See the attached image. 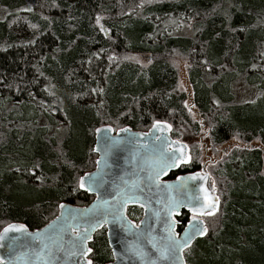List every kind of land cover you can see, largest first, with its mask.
Returning a JSON list of instances; mask_svg holds the SVG:
<instances>
[{
	"label": "trees",
	"instance_id": "obj_1",
	"mask_svg": "<svg viewBox=\"0 0 264 264\" xmlns=\"http://www.w3.org/2000/svg\"><path fill=\"white\" fill-rule=\"evenodd\" d=\"M0 14V119L6 122L0 126V231L12 222L39 229L60 203L91 202L78 179L95 168L99 126L147 131L162 121L172 138L183 140L186 128L195 134L206 125L213 147L237 138L264 149V0H0ZM100 26L109 31L106 38ZM127 54L150 62L138 67L123 60ZM177 57L189 63L196 121L177 89ZM238 82L251 100H235ZM236 151L231 178L219 175L225 191L234 181L237 193L255 200L249 212L264 211V152ZM19 189L38 196L15 201ZM222 202L232 203L220 210L227 215L214 228L219 235L209 230L204 239L237 238L218 255L221 263L264 264V242L244 248L239 242L245 207L226 196ZM90 247L93 264L108 260L104 231Z\"/></svg>",
	"mask_w": 264,
	"mask_h": 264
},
{
	"label": "water",
	"instance_id": "obj_2",
	"mask_svg": "<svg viewBox=\"0 0 264 264\" xmlns=\"http://www.w3.org/2000/svg\"><path fill=\"white\" fill-rule=\"evenodd\" d=\"M99 29L106 38L109 34V31L104 26H100ZM153 125L147 131H135L129 126L122 127L115 131L109 125L99 126L94 131L93 149H95V151H93V153L96 155L95 168L87 173L96 174L99 171V173L108 182L104 187L99 189V193L101 194L102 198L109 201V205H115L117 200L123 199V195L117 196V193L120 192L121 189H124L129 195L134 197V199L129 200L123 205L124 216L127 217L126 208L128 206H138L143 210V216L137 224L140 226L139 229L129 226V230L126 231L121 228L119 223H114L111 216H109L107 223L97 226L95 230L89 228V234L92 238L87 241V247H89V244L92 243L97 232L101 231L103 228L106 229L107 244L113 256V261L107 264H141V260L134 254V250L136 249H142L147 253L146 260H156V264H172L171 259H159L157 252L153 248V243L161 247L167 243L165 240L167 232L165 231L164 224L166 213L163 209L165 204L168 202L169 197L187 200L193 193L203 197V193L200 191L201 185L208 190L210 197H218L215 193H213L209 186L210 176L205 171V169H202V172L195 174L206 177V179L189 180L187 182V191L182 189L169 190L167 188V185L169 184L179 183L176 179L177 177L172 181H162V179H164L168 173L178 169L179 167L167 169V174L161 173L159 181L148 179L149 175L155 172L158 161L161 157V153L170 155L173 150L180 149L182 146H186L184 143L179 142L180 140L172 138L171 126L154 127ZM98 129L100 131H97ZM123 129H128L130 131H122ZM105 137H114L123 141V143L115 148L112 154L107 157L105 156L104 152ZM183 153L185 157L190 156L187 146L183 147ZM176 155L180 156L181 153L177 151ZM97 161H100L99 169L96 163ZM193 175L194 174L182 175L180 177H190ZM134 183L136 185L135 187H133ZM79 189L80 191L86 192L88 195L93 196V199L87 206L78 207L69 205L67 203H60L59 205L63 204L65 205V208L60 209L58 205L57 215L46 225L35 230H30L25 224L18 222H12L3 227L0 233H3L4 229L9 225H24L27 229V232H9L4 243H7L8 238L16 237L23 246L17 247L16 251L12 253V255L8 254L9 250L7 247L0 248V257H4L6 260L11 261L14 257L20 256L21 259L16 261L15 264H24L25 260L34 261L35 257L32 255L31 250L38 249L39 245L33 241L32 237L28 235V233L34 234L38 231L46 230V235L54 237L55 233L59 229L63 228V250L56 246L52 247L54 264H87V260H89V255L91 252L88 253L87 256L66 255L65 250H69L71 248L70 240L73 239V237L71 231L67 228V221L64 218L57 220V217H60L62 212L66 215L69 213L76 215L77 220L74 221V223L83 224L84 221L95 223L97 218H102L93 215V212L96 211L97 208L95 203L97 201V193L89 192L81 188ZM219 207L220 200L217 204V211ZM84 209L90 210L87 216L81 215ZM100 210L111 211V208L109 206H103L100 208ZM183 211L189 212L187 207H182L178 209V216L173 215L172 217L168 218L177 219L180 217ZM157 213H159V216H157ZM200 219H202V217ZM127 220L131 221L128 217ZM53 221H56L54 225L52 224ZM132 224L136 225L134 222H132ZM49 225H51V227L46 229V226ZM186 226L187 223L185 227ZM204 226L207 227L205 221ZM175 231L177 232V225ZM183 231L184 229L181 231V233H179L181 236L183 235ZM207 234L208 232L203 236L197 235L195 239L192 240L189 247L183 250L182 258L184 264H187L184 252L197 240L204 239ZM46 242L51 246V240ZM113 253H116V255L114 256ZM177 255H180V253H177ZM56 257H59V259L56 260ZM172 259H174V257ZM176 264H179V260H176Z\"/></svg>",
	"mask_w": 264,
	"mask_h": 264
},
{
	"label": "snow or ice",
	"instance_id": "obj_3",
	"mask_svg": "<svg viewBox=\"0 0 264 264\" xmlns=\"http://www.w3.org/2000/svg\"><path fill=\"white\" fill-rule=\"evenodd\" d=\"M27 11H31V9H27ZM154 127H170L166 122L156 121L153 125ZM97 131H100L99 129ZM122 131H130L128 129H123ZM131 142V141H129ZM123 141L118 140L114 137H105L104 138V152L105 156H109L112 154L113 150L121 145ZM183 147L180 149H175L171 152L170 155H165L161 153L160 160L158 161L157 168L153 174H150L148 179L159 181V177L161 173L167 174V169L173 167H179L183 164H188L191 161V157H185L183 153ZM95 151V149H93ZM179 151L181 153L180 156H177L176 153ZM97 166L99 169L100 161H97ZM177 184H169L167 188L169 190L173 189H182L187 191L188 189V181L189 180H204L206 177L200 176L199 174H194L190 177H180L178 176ZM108 182L104 179V177L99 173L96 174L86 173L84 176H81L78 179V186L81 189H85L89 192L97 193V201L95 202L97 205L96 211L93 212L94 216L102 217L97 218L95 223H90L89 221H84L81 223H74L77 220V216L74 214H65L61 213L60 217H57V220L64 218L67 221V228L71 231L73 239L70 240L71 248L66 251V255H83L87 256L88 253L92 252V249L87 247V241L92 237L89 234V228L95 230L97 226H100L104 223L108 222L109 216L112 217V221L114 223H119L121 228L124 230H129V226L132 228L139 229V225L132 224L131 221L127 220V217L123 214V205L126 204L129 200L134 199L132 195H129L124 189H121L120 192L117 193V196L123 195L122 200H117L115 205H109V201L104 200L99 193V189L104 187ZM87 185V187H86ZM135 183L133 187H135ZM213 191L215 190V183L212 184ZM200 191L203 193V197H200L193 193L187 200H180L176 197H169L168 202L164 206V212L166 213L164 224L165 231L167 232V236L165 240L167 243L164 246H159L153 243V248L158 254L159 259L162 260H172V264H176V260H179V264H184L182 253L183 250L191 244L192 240L195 239L197 235L203 236L208 232V228L204 226V221L200 219L205 216H214L217 211V204L219 201V197H210L208 194V190L204 188L202 185L200 187ZM115 199V197H114ZM103 206H109L111 211H101L100 208ZM143 206V205H142ZM60 209H64L65 205H59ZM182 207H187L188 211L191 213V218L187 221V226L184 228L183 235L181 236L179 233L175 231L176 225L181 223L178 219H169L168 217H172L173 215L178 216V209ZM89 209H84L82 212V216H87L89 213ZM159 216V213H157ZM56 221H53L54 225ZM51 225L46 226L50 228ZM46 230L38 231L37 233H28L35 241L36 244L39 245L38 249H32V255L35 257V260H25L24 264H54L53 262V251L52 247L56 246L63 250V234L64 229H59L55 236H48L45 234ZM9 232H20L26 233L27 229L24 225H9L4 229L3 233H0V248L7 247L9 250V255H12L17 249V247H22L23 245L19 242L18 238L10 237L5 244L6 236ZM51 240V246L46 241ZM151 242V241H150ZM180 253V255H177ZM134 254L141 260V264H156V260H146L147 253L142 249L134 250ZM115 256L116 253H113ZM174 257V259H172ZM20 256H16L13 260H6L4 257H0V264H15L16 261L20 260ZM56 260L59 257L55 258ZM87 264H93L92 260H87Z\"/></svg>",
	"mask_w": 264,
	"mask_h": 264
},
{
	"label": "rangeland",
	"instance_id": "obj_4",
	"mask_svg": "<svg viewBox=\"0 0 264 264\" xmlns=\"http://www.w3.org/2000/svg\"><path fill=\"white\" fill-rule=\"evenodd\" d=\"M5 15L0 14V20L4 19ZM127 59L128 62H131L132 64L137 65L138 67H147L149 64V58L146 55H130L127 54V56L123 57V60ZM174 68L177 71V78H178V83H177V89L181 92H183L187 99L184 102L185 107L187 108L188 113L191 116V119L196 121L198 120V115L196 110L191 106L192 104V90H191V85L188 80V66L189 63L186 59L182 57H177L173 60L172 62ZM245 87L247 88L246 85L243 83H237L233 85V93L235 95V100L241 102L244 100H251L247 97V90H245ZM127 93V92H126ZM41 123H43V120H41ZM6 125L5 120L2 118L0 119V126L4 129ZM207 128L206 125H202L201 130L198 131L197 133H192L190 132L187 128L185 129V134L183 135L184 139L180 141H189L190 143L192 142L194 144V151H196L199 154V160L200 163L202 159L206 163L207 157H210L214 160V163H218L217 167L213 170V174L210 175L209 168H205V171L212 177V181L215 183V190H216V195L219 197L220 200V207L219 210L216 212L214 216H210L206 218V223L208 227V231L212 234H214V237H217L219 233H213L214 228H217V224L219 223V220L221 217L223 218L227 213L225 211L222 213L221 208H225L226 205L231 204L232 202H229L226 204V202L223 205L222 202V197L226 196L230 201L238 200L240 202L241 207H245L247 210L246 212V217L244 218L245 224L243 225V229L239 230L238 237H239V242L241 243V248L244 247H255L257 244L264 242V211L263 209H260L258 206L255 207L256 213H250L249 210L252 207V203H254V199H250L248 194H239L236 191H239V184L238 187L237 183L234 181L230 182V191L226 193V188H227V183L224 182L223 177L221 176H229L231 174L230 172V167L232 165V157H235L236 149H244V148H254V149H260L262 152H264L263 146L257 141L253 140L250 143H244L243 141L238 140L237 138H233L228 140L226 143L223 145H219V147H213L212 146V139L205 131ZM116 129V128H115ZM63 138V134L60 133L57 136V142L61 141ZM203 141L207 145V149L204 151V147L202 142ZM71 146H79L78 141H72L70 142ZM235 151V152H234ZM236 158V157H235ZM212 163V164H214ZM240 174H242L240 172ZM221 175V176H219ZM260 175H264V166L260 172ZM212 181L210 182V187L212 188ZM236 181V180H235ZM236 187V188H235ZM241 192H243V188H241ZM38 196L36 193H31L30 191H22V190H17L12 193L13 199L16 200H21V201H27L34 199ZM236 196H240L238 199ZM23 199V200H22ZM222 205V206H221ZM222 208V210H223ZM227 208H230L228 206ZM259 208V210H257ZM222 215H221V213ZM251 225V226H250ZM248 233L247 235H251V241L250 242V237L245 236L242 234L239 236L241 233ZM229 234L234 236V233L229 230ZM247 238V239H246ZM100 240V239H98ZM201 239L197 240L190 248H188L184 252V256L186 259L187 264H226V262L223 260L221 263V260L218 259V255L220 254L221 251H223L227 246H234V242L238 243L237 238L233 237V240L230 241L228 244H222L219 242H214L212 239ZM199 241V242H198ZM99 242V241H97ZM215 244V246L213 245ZM106 251V250H105ZM105 251L103 250L102 253L105 254ZM234 248L229 249L227 253L228 256L231 254H234ZM109 252V250H108ZM107 252V253H108ZM241 250H238V253H241ZM241 255V254H239ZM108 256V255H107ZM109 257H110V252H109ZM260 258V257H259ZM258 259V258H257Z\"/></svg>",
	"mask_w": 264,
	"mask_h": 264
},
{
	"label": "flooded vegetation",
	"instance_id": "obj_5",
	"mask_svg": "<svg viewBox=\"0 0 264 264\" xmlns=\"http://www.w3.org/2000/svg\"><path fill=\"white\" fill-rule=\"evenodd\" d=\"M179 142L184 143L188 147V152H189V155L191 157V161H190V163H188L186 165H181V166H179L178 169L168 173L167 176H165V178L162 179L163 182L172 181L178 176L189 175V174H195V173H198V172H202V169H205V168H209L210 175L213 174V170L217 167L218 163L217 164L214 163V160L212 158L207 157L208 163H206V166H205L204 165L205 162H204L203 159H202V161L200 163L199 154L196 151H194V144L192 142L191 143L189 141H179ZM200 142H202L203 147H204V151H205L207 149L206 143L203 142V141H200ZM212 163H214V164H212ZM211 181H212V177L210 176L209 186H210V182ZM212 183H213V181H212ZM211 190L213 191L212 188H211ZM213 193L217 194L216 190H214ZM126 215L129 218V220H131L132 222H134L137 225L138 222L141 220V218L143 216V210L140 207H138V206H128L126 208ZM208 217H210V216L202 217V219L204 221H206V218H208ZM190 218H191V213L185 212V211H183L181 213L180 217L177 218L178 220L181 221V223L177 224V232L178 233H181V231L184 229L187 221ZM206 225H207V223H206ZM101 231H104L105 240H106V244H107L106 229L103 228ZM89 247H90V244H89ZM107 247H108V244H107ZM108 250L110 252V257L103 264H107V263H110V262L113 261V256H112V253H111V250L109 249V247H108ZM91 254L89 255V258L91 257Z\"/></svg>",
	"mask_w": 264,
	"mask_h": 264
}]
</instances>
